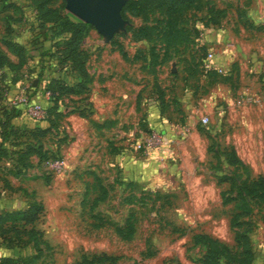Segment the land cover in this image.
Returning a JSON list of instances; mask_svg holds the SVG:
<instances>
[{
	"label": "rangeland",
	"instance_id": "374dc122",
	"mask_svg": "<svg viewBox=\"0 0 264 264\" xmlns=\"http://www.w3.org/2000/svg\"><path fill=\"white\" fill-rule=\"evenodd\" d=\"M39 1L0 0V50L5 34L31 35ZM43 3L82 20L65 0ZM120 15L110 35L85 21L77 49L87 84L61 97L48 131L27 139L39 150L22 167L15 153L0 159L4 194L27 200L23 188L34 190L44 205L37 220L48 245L34 264H181L204 249L194 232L225 243L248 220L264 233L254 195L231 226L239 198L223 201L229 182L219 180L264 175V0H124ZM30 52L25 70L0 77L9 104L36 79ZM44 67L43 76L59 70L54 59ZM14 120L46 123L23 112ZM153 130L161 136L147 146Z\"/></svg>",
	"mask_w": 264,
	"mask_h": 264
},
{
	"label": "trees",
	"instance_id": "16d2710c",
	"mask_svg": "<svg viewBox=\"0 0 264 264\" xmlns=\"http://www.w3.org/2000/svg\"><path fill=\"white\" fill-rule=\"evenodd\" d=\"M43 4V0H40L31 8L32 18L36 22L30 24L29 28H33V30L30 31L31 35L27 39L20 40L6 34L3 36V44L15 55V59H11L0 50V77L7 80L12 78L11 72L24 69L32 56L31 50L35 51L38 57L37 63H32L33 68L30 69L34 71L38 68L34 75L36 81L34 82L32 78L29 79L24 90L29 101L39 100L44 104L46 109V115L43 118L46 120L45 124L38 122L33 124L15 123L13 118L22 112L24 104H9L0 94V159L11 152L15 153L17 157L13 158L14 162L21 167L28 154L36 149L39 150L38 145H35L34 142L30 143L27 139H35V136L39 137L48 131L51 127L52 113L57 110L61 97L80 92L88 81V73L80 58L77 42L89 23L73 19L68 13H61L55 7ZM6 27H8L7 24L4 28L6 29ZM52 59L56 64H59V70L55 72L56 74L43 76L46 60ZM22 80L25 82V77H22ZM44 90L49 91L48 97L42 95ZM18 135L25 140L18 142L16 138ZM42 154L43 157L47 155V153ZM219 180L229 182L228 189L222 192L225 193L223 201L239 198L236 202V211L231 215V226L241 224L238 216L250 213L251 204L247 199L248 195H254L257 203H264V175L252 177L251 180L243 179L240 184H234L233 179L224 174L219 177ZM5 185L8 186L7 180H5ZM233 185H236V189ZM234 190L235 194L232 193ZM23 191L27 195L23 207L0 208V245L5 248H19V252L15 254L0 253V264H34L43 250L42 244L48 245L47 241L42 238L41 229L35 225L44 209L43 202L36 196L34 190L28 193L26 188H23ZM242 222L249 225L243 227L242 230L234 231L236 249L206 232H194L192 234L194 242L202 243L204 246L197 259L203 264H251L254 259V251L249 231L252 229L253 223L248 220H242ZM27 246L31 250L23 251ZM238 247L239 249H237Z\"/></svg>",
	"mask_w": 264,
	"mask_h": 264
},
{
	"label": "water",
	"instance_id": "95a60500",
	"mask_svg": "<svg viewBox=\"0 0 264 264\" xmlns=\"http://www.w3.org/2000/svg\"><path fill=\"white\" fill-rule=\"evenodd\" d=\"M124 0H65V7L106 35L123 26L120 8ZM36 79L34 80V82Z\"/></svg>",
	"mask_w": 264,
	"mask_h": 264
},
{
	"label": "crops",
	"instance_id": "0c3cea01",
	"mask_svg": "<svg viewBox=\"0 0 264 264\" xmlns=\"http://www.w3.org/2000/svg\"><path fill=\"white\" fill-rule=\"evenodd\" d=\"M21 40V39H20ZM6 48V47H5ZM3 52H5L11 59H15V55L10 52L9 50L4 49L2 50ZM15 117L13 118V121L15 122ZM17 123V122H15ZM30 183V182H29ZM24 186H29L28 183H23ZM33 187L34 184L32 185ZM7 186H0V208L4 207V208H17V207H23L26 203V200L24 197H22L21 195H19V199L18 198H14L13 196H7V194H4V190H6ZM35 225L39 228V224H38V220L35 222ZM257 227H255L252 231L249 232V238H250V242L253 246V251H254V259L252 261L251 264H264V233L260 231V233L256 230ZM207 231V230H206ZM207 233H209L210 235L214 236V237H218V235H216L215 232L213 231H207ZM258 233L260 238H258ZM219 238V237H218ZM225 243L232 246L233 244H235V239L234 236L232 235L231 241H226ZM198 246V244H197ZM236 246V245H235ZM31 250V248L29 246H27L26 248L23 249V251H29ZM19 252V248L18 247H14V248H5L3 246L0 245V253H18ZM200 254L197 253L196 256L192 255V258L190 256L187 255H183V257L179 258V261L181 264H203L200 260H198L196 257H198ZM114 263V262H113ZM117 264V263H115Z\"/></svg>",
	"mask_w": 264,
	"mask_h": 264
},
{
	"label": "built area",
	"instance_id": "2783aa9c",
	"mask_svg": "<svg viewBox=\"0 0 264 264\" xmlns=\"http://www.w3.org/2000/svg\"><path fill=\"white\" fill-rule=\"evenodd\" d=\"M213 57L212 51L208 50L206 52L205 56V65L206 68L211 69L212 67H215V64L211 61ZM28 84V82L24 83V88ZM42 95L44 97H48L49 91L44 90L42 92ZM12 103H23L24 107L22 112L29 114L32 118L35 119H43L46 115V109L42 102L40 101H29L27 94L25 90L20 93L19 95L14 96V98L11 100ZM202 121H206V116H201ZM160 134L157 133L155 130L151 131L147 136H145L146 144L147 146L150 145L155 139L160 138Z\"/></svg>",
	"mask_w": 264,
	"mask_h": 264
}]
</instances>
